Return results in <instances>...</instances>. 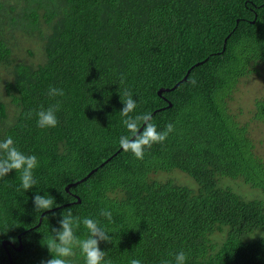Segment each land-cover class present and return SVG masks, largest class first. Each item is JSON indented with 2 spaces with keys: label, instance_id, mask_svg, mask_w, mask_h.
<instances>
[{
  "label": "trees",
  "instance_id": "1",
  "mask_svg": "<svg viewBox=\"0 0 264 264\" xmlns=\"http://www.w3.org/2000/svg\"><path fill=\"white\" fill-rule=\"evenodd\" d=\"M17 36L41 41L37 64L15 61ZM0 68V141L38 160L28 191L15 170L0 178V264H11L3 242L19 247L20 236L13 264L51 259L45 244L69 209L78 238L85 217L111 235L99 248L112 264H175L180 251L186 264H264V154L231 104L241 80L264 71V0H0ZM50 86L64 95L50 97ZM125 90L137 101L131 116L151 113L161 132L174 125L143 159L119 145L131 136ZM57 102L56 127H38L41 106ZM251 121L264 124V98ZM175 170L196 189L155 178ZM36 194L53 208L35 212ZM73 250L67 259L84 264Z\"/></svg>",
  "mask_w": 264,
  "mask_h": 264
},
{
  "label": "clouds",
  "instance_id": "2",
  "mask_svg": "<svg viewBox=\"0 0 264 264\" xmlns=\"http://www.w3.org/2000/svg\"><path fill=\"white\" fill-rule=\"evenodd\" d=\"M123 83V80H121ZM50 97L63 96V89L51 87L48 90ZM121 101L124 107L120 114L124 117L122 123L131 136L122 135L119 139L120 148L125 152H131L137 159H143L146 148L150 149L153 144L163 143L169 133L174 131V125L169 123L165 126L164 131H157L155 124L151 123V113H144L136 116H131L137 107V101L132 97V94L127 90L124 91ZM60 104L41 109L36 113L37 126L41 128L56 127L58 120L56 112L59 111ZM28 117L32 116V112L27 113ZM143 125V127H141ZM143 128V131H141ZM38 166V160L35 155H25L14 146V141L11 137H7L0 141V178H3L11 171L15 170L19 173L20 188L28 191L34 187L36 180L33 177V170ZM19 190V189H17ZM35 212H44L53 208L54 201L50 197L36 194L33 197ZM100 215L107 220H112L110 211L102 209ZM81 221L79 217L74 218L71 210L62 213V218L59 221V229L53 228V237L45 244L51 259L41 261V264H71L67 259L75 255L74 248L78 247L84 258V264H112V261L105 260L106 253L101 251L99 244L101 241L111 243L112 237L103 227L99 225L97 220L85 217L82 224L88 231L87 238L80 239L75 235L73 225L78 228ZM264 238V234H259ZM187 255L184 251L175 254V264H186ZM129 264H141V260L133 258ZM161 264H172L171 261L162 260Z\"/></svg>",
  "mask_w": 264,
  "mask_h": 264
},
{
  "label": "rangeland",
  "instance_id": "3",
  "mask_svg": "<svg viewBox=\"0 0 264 264\" xmlns=\"http://www.w3.org/2000/svg\"><path fill=\"white\" fill-rule=\"evenodd\" d=\"M43 15V13H41ZM43 21V20H42ZM43 28L46 27L43 25ZM16 45H13V57L16 59V62H26L27 64H37L42 58V43L40 40L28 39L24 40L20 36H17V40L15 41ZM0 74L4 75V71L0 68ZM0 96L1 98H5L8 102L7 95L5 93V87L0 83ZM264 98V71L261 72L260 76L253 75L248 78L242 79L239 83L237 90L235 92L234 100L231 103L232 109L241 114L240 118L243 122H251V131L252 135L258 145V151L261 154H264V124L259 122H252L251 119L253 117V110L255 106V100ZM155 178H158L161 181H167L170 178L175 180L177 183L183 185H190L192 188L196 189L197 184L193 179L185 175L179 170H175L171 175H160ZM226 182H240L243 184L242 187H238L239 190L242 191L243 194L248 197H258L262 196L260 191L253 190L250 187L246 186L242 181H234L231 179H223ZM193 183H191V182ZM225 188H229L231 186L225 185ZM196 184V186H194ZM221 185V186H222ZM222 186V187H224ZM247 188H245V187ZM232 188V187H231ZM234 189V188H232ZM235 190V189H234ZM236 191V190H235Z\"/></svg>",
  "mask_w": 264,
  "mask_h": 264
},
{
  "label": "water",
  "instance_id": "4",
  "mask_svg": "<svg viewBox=\"0 0 264 264\" xmlns=\"http://www.w3.org/2000/svg\"><path fill=\"white\" fill-rule=\"evenodd\" d=\"M187 78H188V77L186 76V78H185L184 80H187ZM163 91H164L163 89L160 90V92H159V95H160V96H161V94H162ZM170 106H171V105H170ZM141 131H142V129H141ZM94 172H95V170L92 171L88 177H90ZM85 179H87V178H85ZM85 179H84V180H85ZM73 185H74V184L69 185V186L66 188L67 192L70 191V188H71ZM77 203H78V204L81 203V199H80V198H78V202H77ZM41 222H42V219L40 220V223H41ZM19 241H20V245H19V247H16L15 245H13L12 243L7 242V241L3 242V246H4L5 250L8 252V255H9V258H10V262H11V264H13V260H12V257H11V253H10V251L8 250V247H9V246H13V248H15L18 252L22 251V250H23V243H22V238H21V236L19 237Z\"/></svg>",
  "mask_w": 264,
  "mask_h": 264
}]
</instances>
